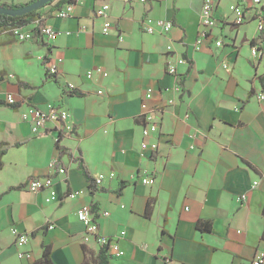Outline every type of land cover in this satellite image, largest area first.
Wrapping results in <instances>:
<instances>
[{
  "label": "crops",
  "instance_id": "crops-1",
  "mask_svg": "<svg viewBox=\"0 0 264 264\" xmlns=\"http://www.w3.org/2000/svg\"><path fill=\"white\" fill-rule=\"evenodd\" d=\"M63 1L38 10L59 32L53 43L21 42L0 30V264H35L44 246L53 264L94 259L104 247L83 243L76 215L83 205L92 206L98 233L124 253L109 256V264H249L264 252V101L256 78L264 73V59L250 53L256 21L234 25L230 6L240 0H214L217 25L195 47L203 0L113 1L106 34L95 11L108 0H80L61 19L54 13ZM156 20L173 28L147 33ZM45 56L56 77L47 74ZM179 57L185 63L178 66L177 94L171 90L177 81L165 68ZM97 69L107 76L86 78ZM148 88L149 105L163 106L158 133L149 139L158 142L154 154L140 147V104ZM7 95L18 106L7 105ZM168 98L174 101L166 106ZM47 103L67 109L71 134L54 123L33 134L21 119L27 106ZM76 158L93 180L104 176L96 189ZM45 175L56 192L49 203L47 192L24 189L31 177ZM143 176L154 184L143 185ZM74 191L78 196L68 198ZM241 195L245 201L237 200ZM199 221H208L210 232H199ZM12 228L28 235L24 249L31 259L18 258Z\"/></svg>",
  "mask_w": 264,
  "mask_h": 264
},
{
  "label": "built area",
  "instance_id": "built-area-1",
  "mask_svg": "<svg viewBox=\"0 0 264 264\" xmlns=\"http://www.w3.org/2000/svg\"><path fill=\"white\" fill-rule=\"evenodd\" d=\"M113 1H119L121 3L131 5L133 3H144L146 0H108L103 3L99 8L96 9L95 15L102 19V33L106 34L111 28V24L107 18V11L109 10V5ZM80 0H71L65 3L61 8L55 11V16L61 19H66L71 16L73 7ZM214 0H203L200 18H199V31L195 38V47L203 45L207 40L211 38V32L213 28L217 25V20L214 18ZM230 10L234 16L233 24L242 25L243 23L250 21L251 18L256 21V31L257 39L254 44L250 46V53L253 58H263L264 59V6L261 0H240L239 3L230 6ZM30 30H23V28H13L7 31L10 33L17 41H28L36 38L44 43H53L57 40L59 32L43 23L41 18H37L28 24ZM173 28V23L169 21L156 20L150 22V24L145 28L147 33L153 34L157 31H162L168 33ZM217 47L221 46V42L217 41L215 43ZM171 50V46L167 47V51ZM185 63V60L181 57L177 58L174 63H168L165 72L168 75L173 76L176 79V84L172 87V92H181V80L180 74L178 73V66ZM226 67V66H225ZM45 68L47 74L53 77L58 75L57 69L51 65L50 61L45 63ZM94 73H99L103 77L107 76V73L102 72V70H88L85 74L86 78L91 79ZM9 78L12 75H8ZM69 89H73L72 84H68ZM169 91V90H168ZM152 97V89L148 88L143 96L140 104V119L142 121V142L140 147L142 150H147L151 154H154L158 150V142L156 140L150 141L153 135L158 133L161 115L163 114V106H150L149 101ZM259 100L264 101V94L260 93L258 95ZM172 98L165 100L164 104L166 106L173 103ZM5 103L9 106H18L16 100L12 95H7L5 98ZM22 103V102H21ZM27 106V105H26ZM23 121L30 123L31 131L33 134L42 133L48 123H54L59 130V132L69 133L73 132V124L70 122V115L66 108L59 105H54L52 103H47L44 108L27 106L26 110L20 114ZM187 117V115H186ZM58 175L64 176L66 174V169L62 166L55 168ZM111 176L113 174H110ZM104 179L103 175H99L94 181L96 186L101 184ZM155 180L148 176L141 177V183L143 185H153ZM257 183H253V187ZM24 189L32 193L47 192V197L45 201L47 203L52 202L56 199V192L53 189V181L50 175L45 176H34L31 177L25 184ZM79 192L74 191L67 195L68 198H75L78 196ZM238 201L242 202L246 200V195H241L237 198ZM93 208L91 205H83L78 208L76 215L79 221L84 226V233L82 237L83 243L95 242L100 247H107L108 254L110 257L120 258L124 255L123 251L119 248V245L112 239L101 236L98 233V225L95 220V214L93 213ZM107 215V213H103ZM53 226H49L48 229H52ZM12 236L15 240V246L18 249L19 259H31L32 255L29 251L25 250L24 247L27 245L29 238L26 233L20 232L16 228L10 230ZM124 233L121 232V235ZM167 263L170 262L169 259L166 260ZM249 264H264V252H258L249 262Z\"/></svg>",
  "mask_w": 264,
  "mask_h": 264
},
{
  "label": "trees",
  "instance_id": "trees-1",
  "mask_svg": "<svg viewBox=\"0 0 264 264\" xmlns=\"http://www.w3.org/2000/svg\"><path fill=\"white\" fill-rule=\"evenodd\" d=\"M36 0H32L30 3L34 2ZM71 0H65L63 2L68 3ZM63 2H60L58 4V7L62 5ZM28 3V4H30ZM28 4H11V3H7V0H3L0 3V6L4 7V8H10V9H14V8H21L25 5ZM50 4V3H48ZM40 18V15L38 13V10L36 11H32L28 14L22 15V16H8V15H0V30L2 31H9L12 30L13 28H19V27H23L28 25L29 23H31L32 21H34L35 19ZM254 42L251 43V45H253ZM49 61V57L45 56L44 58V64L46 62ZM257 80L260 84V89H261V93L264 94V73L258 75ZM250 94H252V92H250ZM65 150H63L64 152ZM3 152H0V158L2 156ZM76 161L78 162V165L80 167V169L82 170L83 174L85 175V177L87 178V180L90 183V189L94 190L96 189V184L95 181L89 176L87 169L82 161L81 158H76ZM0 166H1V159H0ZM124 184H121L119 186V189L117 190V193H120V191L123 189ZM151 209V203H148L147 206V213L150 211ZM196 228L199 232H210L211 226L210 223L208 221H199L196 225ZM108 249L107 247L101 248L100 251L98 252L97 256L92 259L91 256H85V259L83 260L82 264H109L108 260H109V254L107 253ZM35 264H53L51 261V253H50V249L47 246L43 247L42 250V256L41 258L35 262Z\"/></svg>",
  "mask_w": 264,
  "mask_h": 264
},
{
  "label": "water",
  "instance_id": "water-1",
  "mask_svg": "<svg viewBox=\"0 0 264 264\" xmlns=\"http://www.w3.org/2000/svg\"><path fill=\"white\" fill-rule=\"evenodd\" d=\"M53 0H36L28 5H25L21 8H4L0 6V15H8V16H22L28 14L32 11L39 10L40 8L46 6L48 3H51Z\"/></svg>",
  "mask_w": 264,
  "mask_h": 264
}]
</instances>
